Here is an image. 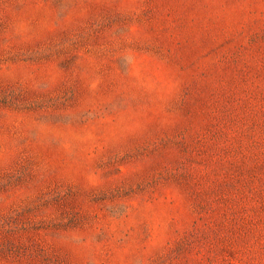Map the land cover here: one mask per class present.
I'll return each mask as SVG.
<instances>
[{
    "label": "rangeland",
    "instance_id": "1",
    "mask_svg": "<svg viewBox=\"0 0 264 264\" xmlns=\"http://www.w3.org/2000/svg\"><path fill=\"white\" fill-rule=\"evenodd\" d=\"M0 264H264V0H0Z\"/></svg>",
    "mask_w": 264,
    "mask_h": 264
}]
</instances>
